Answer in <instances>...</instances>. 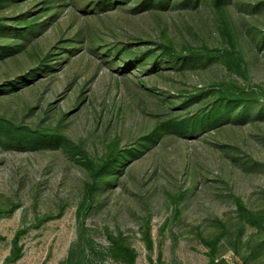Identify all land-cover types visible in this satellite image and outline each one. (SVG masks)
<instances>
[{"label": "rangeland", "instance_id": "rangeland-1", "mask_svg": "<svg viewBox=\"0 0 264 264\" xmlns=\"http://www.w3.org/2000/svg\"><path fill=\"white\" fill-rule=\"evenodd\" d=\"M39 1L3 6L0 18L14 22ZM77 1L26 49L0 58L5 87L54 67L1 90L0 116L59 136L30 149L0 144V264H264V223L247 221L237 204L264 215V0L222 9L210 0L165 9L130 0L102 11ZM79 31L88 41L66 53ZM6 38L0 44L16 42ZM166 44L232 51L243 68L221 56L169 60ZM150 50L143 62L120 61ZM50 52L62 57L44 61ZM216 83L258 99L237 120L236 112L193 135L161 130L139 146L168 116L208 107ZM111 147L141 153L96 180ZM115 239L134 250L133 263L112 249Z\"/></svg>", "mask_w": 264, "mask_h": 264}, {"label": "trees", "instance_id": "trees-1", "mask_svg": "<svg viewBox=\"0 0 264 264\" xmlns=\"http://www.w3.org/2000/svg\"><path fill=\"white\" fill-rule=\"evenodd\" d=\"M29 0H0V9L3 6H11L18 5L22 3H26ZM130 0H93L92 4L88 2L85 3L84 7L89 8L94 5L98 10H108L112 8H117L118 6L129 2ZM182 2V4L186 3H198L200 0H137V6L143 9H165L169 6L170 3L175 4L176 2ZM208 1V0H206ZM213 5L217 9L226 8L229 0H210ZM39 5L36 9H32L27 13H22L19 15L14 22H9L6 19L2 20L0 18V38L7 39L6 37H13L10 39H16V42L11 44H0V58L4 59L7 56H10L14 53L23 51L22 48H27L29 43L32 41L34 37L37 36L43 28V24L51 23V21L56 20L59 17L61 10L63 7L67 5L73 6V10H78V1L77 0H40ZM89 6V7H88ZM96 10V9H95ZM44 13L48 14L46 20L37 21L36 19L29 20L25 25L21 24V21L27 20L29 16H41ZM48 21V22H47ZM76 40V41H75ZM88 41V36L85 35V32L79 31L77 35L73 38L72 47H69V50L66 53L71 52L72 49L81 46ZM162 57L173 60L175 57L182 59L186 62H192L197 58L204 59H212L213 57L221 56L225 60V62L230 66H236L243 68L240 62L233 57L232 51L222 52L220 50H213L208 46L201 47H187L185 49L179 50L173 45H163ZM126 51H133V49L125 48ZM150 51H146L140 54L133 53L128 54L126 57L120 61L123 62V65H126L130 61L140 60L142 58V62L149 56ZM187 53V55H186ZM52 52H50L47 57L42 58L44 61L56 60L61 57L51 58ZM142 56V57H141ZM41 57V56H40ZM235 59V60H234ZM58 62V61H57ZM240 63V65H239ZM43 67H38L36 71L25 72L20 74L18 77H15L13 80L8 83V87L4 85L0 86L1 90H11L12 87H15L22 82L31 81L37 75L41 73L38 69H44L47 67H52L49 63L43 64ZM54 68V67H52ZM214 85H218V95L217 97L211 101V104L204 108V110H199L195 114H177L170 115L165 118L162 122H160L157 128L152 131L146 138L143 143H140L139 146H144L149 142V140H155V137H160L163 133H174L178 135H193L200 130H205L206 128H210L215 126L220 122H227L228 120H234L233 114L236 112L237 117L242 118L244 116V110L246 111L247 106L249 105L251 100H257L258 97L255 95L253 91H245L241 90L239 93L232 90L231 87L226 83H216ZM203 92L204 89H201ZM208 93L211 91H207ZM186 104V102H184ZM239 118V119H240ZM238 119V120H239ZM163 130V131H161ZM59 136L55 134H49L45 131L40 130H32L25 125H18L14 121L7 119L5 117L0 116V144L5 147H9L10 145H15L18 148H36L43 146H52L58 142ZM68 141H61V144L67 146ZM47 144V145H44ZM138 146V147H139ZM135 148L132 150H128L126 152L121 153L120 149L116 147H111L108 149L105 158L101 163V168L97 171L96 180L100 178H104V176H113L116 171L123 164L125 160H129L131 156H138L141 153L140 148ZM105 174V175H103ZM104 179L102 180V182ZM107 182V181H106ZM109 183V182H107ZM106 183V184H107ZM239 211L242 216L246 218L247 221L253 223H264V215H260L253 211H249L247 207L244 205L242 201H237ZM113 250L119 253L122 252L125 255L131 257V263L134 262L135 253L134 250L130 247H125L121 244L120 239H115L113 243Z\"/></svg>", "mask_w": 264, "mask_h": 264}]
</instances>
